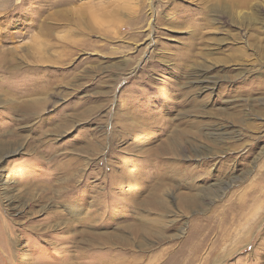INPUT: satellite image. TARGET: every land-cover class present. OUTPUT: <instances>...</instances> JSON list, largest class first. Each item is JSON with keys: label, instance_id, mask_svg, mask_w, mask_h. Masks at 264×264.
<instances>
[{"label": "rangeland", "instance_id": "374dc122", "mask_svg": "<svg viewBox=\"0 0 264 264\" xmlns=\"http://www.w3.org/2000/svg\"><path fill=\"white\" fill-rule=\"evenodd\" d=\"M0 264H264V0H0Z\"/></svg>", "mask_w": 264, "mask_h": 264}, {"label": "clouds", "instance_id": "9594fccd", "mask_svg": "<svg viewBox=\"0 0 264 264\" xmlns=\"http://www.w3.org/2000/svg\"><path fill=\"white\" fill-rule=\"evenodd\" d=\"M97 22L98 23H109L112 31L117 30L124 23V21L121 20V19H114V20H111V21H97Z\"/></svg>", "mask_w": 264, "mask_h": 264}, {"label": "bare ground", "instance_id": "6f19581e", "mask_svg": "<svg viewBox=\"0 0 264 264\" xmlns=\"http://www.w3.org/2000/svg\"><path fill=\"white\" fill-rule=\"evenodd\" d=\"M130 9H131V8H130ZM118 11H119V10H118ZM126 11H127V10H126ZM128 11H129V10H128ZM128 11H127V12H128ZM116 14H117V13H116ZM63 15H64L63 13H57V14H56L57 18H62ZM66 17H67V16H66ZM44 43H45V42H44ZM49 43H50V42H49ZM49 43H48V44H49ZM36 49H37V48H36ZM39 49H40V48H39ZM49 49H50V48H49ZM38 51H39V50H38ZM39 53H40V52H39ZM30 54H31V53H30ZM36 55H37V53H36ZM46 55H47V54H46ZM46 55L40 53V55H39V60H47L48 56H46ZM31 56H32V55H31ZM35 58H36V57H35ZM42 62H43V61H42ZM42 62H41V63H42ZM202 82H203V81H202ZM7 201L10 202L9 199H8Z\"/></svg>", "mask_w": 264, "mask_h": 264}]
</instances>
